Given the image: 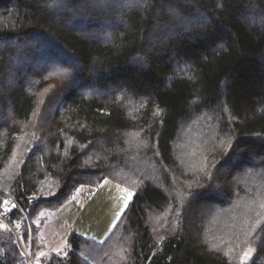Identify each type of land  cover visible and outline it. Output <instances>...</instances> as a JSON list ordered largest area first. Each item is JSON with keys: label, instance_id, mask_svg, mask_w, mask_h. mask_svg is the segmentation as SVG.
Segmentation results:
<instances>
[{"label": "trees", "instance_id": "16d2710c", "mask_svg": "<svg viewBox=\"0 0 264 264\" xmlns=\"http://www.w3.org/2000/svg\"><path fill=\"white\" fill-rule=\"evenodd\" d=\"M202 115L227 147L184 168L174 145ZM242 174L264 193V0H0V264H26L10 225L36 258L34 219L105 178L133 192L107 236L70 231L40 264H240L203 225ZM254 209L240 234L264 264Z\"/></svg>", "mask_w": 264, "mask_h": 264}, {"label": "rangeland", "instance_id": "374dc122", "mask_svg": "<svg viewBox=\"0 0 264 264\" xmlns=\"http://www.w3.org/2000/svg\"><path fill=\"white\" fill-rule=\"evenodd\" d=\"M56 56H58V53ZM36 62L42 64L46 62V59L40 58ZM216 134L217 125L211 124V117L208 115L194 116L188 119V122L181 126L179 139L174 145L176 158L180 165L190 169L192 168L190 165L193 164V169L195 170L196 166L200 167L201 170V166L203 167L205 161L207 163L209 161L211 165L212 161L208 160L207 157L209 150L213 146L219 148L222 145L224 149L227 147L226 142L228 139L224 138V136L219 139L218 145L214 144V140L217 138L215 137ZM140 163L143 162L140 161ZM217 174L220 175L221 172L219 171ZM152 177L158 179L156 175ZM248 179H252V177L242 174L236 176L233 180L236 198L232 206L216 209L211 212L210 207L204 213L205 224L203 227L206 228L205 234H207V237L211 236V244L218 248L226 247L228 252L232 250L237 256L238 261H241L244 252L249 249L252 250L251 257L255 251L251 247V239L247 237L243 238V235L240 233L242 228L245 229L249 216L253 215L255 205L259 204L262 207L264 205V193L258 194L263 188H260L261 185H259L255 188V192L252 193L250 187L256 182L248 181ZM248 186L250 191L248 190ZM167 189L172 192L171 187L168 186ZM244 190L247 191V194L251 193L252 198H248L247 200L246 195L243 193ZM129 192L133 194L130 188L120 185L109 178H105L94 186H79L75 193L56 211H42L34 219V223L37 226V257L31 256L33 254L32 250L27 249V247L25 248L22 241L25 253L18 246L23 253L26 264L37 263L41 251L46 253L45 256L57 248L64 251L65 237L70 231L79 232L95 240H103L123 212L122 209H125L124 200L128 199ZM30 197L35 199L37 194L33 193ZM172 210L173 205L168 207L164 212L151 214L157 231H161V228L166 227L168 224L166 219ZM21 225H17L18 228ZM13 227L15 226L10 225L11 230ZM247 236L252 238L248 234ZM25 254L29 259L26 258ZM251 257L247 262L251 261Z\"/></svg>", "mask_w": 264, "mask_h": 264}, {"label": "snow or ice", "instance_id": "6c2138e0", "mask_svg": "<svg viewBox=\"0 0 264 264\" xmlns=\"http://www.w3.org/2000/svg\"><path fill=\"white\" fill-rule=\"evenodd\" d=\"M125 191H127V190L125 189ZM132 195H133V194H132L131 192L128 193V199L124 200V208H127V207H128V203H129V200H131ZM3 204H4V205H7V204H8V201L5 200V201L3 202ZM12 207L15 208L16 205L13 204ZM8 211H10V209H9ZM122 211H123V209H122ZM4 228H6V225H4V224H0V229H4ZM54 251H56L57 254H59L60 249L57 248V249H54ZM251 253H252V250H251V249H249L248 251L244 252L240 264H247V260L251 257ZM45 255H46V253L43 252V251H41V252L39 253V256H40V257H44ZM37 264H40L39 259H37Z\"/></svg>", "mask_w": 264, "mask_h": 264}, {"label": "water", "instance_id": "95a60500", "mask_svg": "<svg viewBox=\"0 0 264 264\" xmlns=\"http://www.w3.org/2000/svg\"><path fill=\"white\" fill-rule=\"evenodd\" d=\"M17 229H18V226H17V227H13V228H12V231L15 233V236H16V240H17V244H18V246H19L20 249L23 251V253H25V250H24V248H23V246H22L21 240H20L19 235H18V233H17ZM25 256H26V254H25ZM26 258L29 259L27 256H26Z\"/></svg>", "mask_w": 264, "mask_h": 264}]
</instances>
